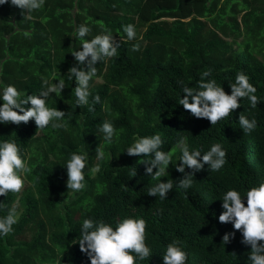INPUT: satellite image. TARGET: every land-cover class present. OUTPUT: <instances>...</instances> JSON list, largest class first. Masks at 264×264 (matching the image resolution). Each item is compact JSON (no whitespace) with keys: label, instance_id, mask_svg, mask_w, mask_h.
Returning a JSON list of instances; mask_svg holds the SVG:
<instances>
[{"label":"trees","instance_id":"trees-1","mask_svg":"<svg viewBox=\"0 0 264 264\" xmlns=\"http://www.w3.org/2000/svg\"><path fill=\"white\" fill-rule=\"evenodd\" d=\"M82 24L91 28L85 39L108 30L120 47L117 57L97 63L93 77L102 82L91 85V78L88 105L79 107L76 81L68 78V69L78 66L71 52L81 48L75 33ZM127 24L136 28L132 41L123 31ZM133 44H139V51L131 50ZM208 70L205 80H215L226 94L236 74L245 73L257 89V107L243 98L231 115L213 126L191 115L179 104L182 86L197 88ZM41 78L65 83L61 95L53 93L46 100L49 108L65 112L59 121L68 129L51 151L57 150L64 164L72 153L83 154L84 146L90 151L86 165L97 159V150L104 156L97 159L93 177L84 170L88 188L76 192L64 209L58 204L61 190L67 192L57 182L64 177L62 169L45 160L30 167L27 176L37 195L30 190L22 195L24 212L10 234L0 235V264H37V259L90 264L76 243L83 221H104L115 228L128 217L146 221L145 244L152 251L150 258L137 259L136 264H163V253L172 242L187 252L186 264H250V245L218 216L226 191H238L246 206V192L264 182V0H45L39 10L25 14L10 2L0 5V94L13 85L21 98L38 96ZM97 95L100 101L94 103ZM239 115L256 120L250 134L240 129ZM106 120L116 130L111 144L102 143L99 136ZM38 130L34 120L18 126L0 123V144L15 142L25 162ZM153 135L161 137V150L172 157L167 174L160 177L161 182L173 180L163 200L147 195L160 181L145 175L146 165L140 162L153 157L126 152L138 139ZM182 141L189 151L201 154L219 143L227 153L225 165L215 172L205 165L193 174L190 188L178 187L184 176L176 171ZM133 169L136 176L130 177ZM191 171L185 167V173ZM16 197L11 192L0 196V219ZM41 212L55 229L48 231L37 221L40 227L32 242L16 243L14 236ZM225 233H234L227 244L222 242ZM47 240L54 245L50 253L41 250Z\"/></svg>","mask_w":264,"mask_h":264},{"label":"clouds","instance_id":"clouds-1","mask_svg":"<svg viewBox=\"0 0 264 264\" xmlns=\"http://www.w3.org/2000/svg\"><path fill=\"white\" fill-rule=\"evenodd\" d=\"M22 10V14L39 10L45 0H0V5L9 3ZM123 31L127 41L136 39L135 25L127 24ZM91 32L87 25H80L76 30V37L82 41L80 50L71 52L78 66L68 69L69 79H75L76 105H88L90 96L89 83L96 74L97 63L106 58L117 57V49L120 42L117 41L110 31L106 34L95 35L85 39ZM133 52L139 51V44H133ZM211 70L201 74L198 87L182 86L183 97L179 104L196 118H206L211 126L221 119L231 115L237 109L239 101L247 98L251 108H256L259 98L254 95L256 87L249 82V77L238 72L235 82L229 84L231 93L226 94L223 88L217 85L215 80H205ZM42 79V90L38 96L27 95L21 98L20 92L13 85H7L0 94V123L20 125L34 120L36 128L44 129L50 122L54 128L62 127L55 121L62 120L65 112L57 108L46 107L47 98L55 93L61 95L65 87L63 80L58 83H49ZM100 97H94V103H99ZM191 101V102H190ZM26 105H30L25 107ZM90 110H93L90 108ZM238 123L244 134H250L257 126L256 120H249L244 115H239ZM99 132L103 139L111 144L116 130L109 121H104ZM164 141L159 135L146 136L138 139L132 146L126 149L129 156H152L151 160H143L140 163L146 165L145 175L152 176L160 182L150 187L147 191L149 196H159L161 200L167 198L169 191L173 189V180L161 182L160 177L167 174L166 168L172 162L171 153L162 151ZM182 155L180 163L176 165V171L184 173L179 179L178 187L188 189L193 182V174L208 166L210 171L220 170L226 163V151L219 143L213 144L203 154L199 150L189 151L185 142L179 145ZM19 148L15 142L5 141L0 144V196H6L9 192L19 193L24 186V180L19 172H29L19 154ZM104 153L97 150V159H103ZM87 153H72L70 159L64 165L67 168V190L78 192L86 186L84 170L86 168ZM185 167L191 172L185 173ZM156 169L153 172V169ZM130 177L136 176V169L130 172ZM241 194L236 190H228L222 197L223 211L219 214L220 223H231L235 230L242 233V243L250 245L248 255L250 264H264V182L258 187H252L246 192L247 205L242 203ZM18 222L16 209L9 211L8 215L0 219V235L7 236L13 231V225ZM146 221L131 217L118 221L115 228L104 221L85 219L81 226L79 250L86 254L90 264H136V260H145L152 255L151 249L145 244ZM234 233H225L222 237L223 244L230 242ZM135 254V255H133ZM187 252L182 250L176 242L169 243L163 253V264H186Z\"/></svg>","mask_w":264,"mask_h":264},{"label":"rangeland","instance_id":"rangeland-1","mask_svg":"<svg viewBox=\"0 0 264 264\" xmlns=\"http://www.w3.org/2000/svg\"><path fill=\"white\" fill-rule=\"evenodd\" d=\"M101 82H102V78L93 77L91 85H95V84H98ZM46 107L49 108V105H47ZM55 123L61 124L60 121H55ZM66 132H68L67 127L62 125V127L54 128L51 126V122L44 129L39 128L34 143L32 144L31 148H29L25 152L27 159L24 162L26 167L29 169L31 166L35 165L36 163H38L42 160H45L46 163L53 162L60 169H62V172L64 173V177L61 180H60V178H58L57 182L60 185L64 186L65 187L64 189L67 192H63L64 190H61L60 195L58 196V204H59V207L61 209H64V205L67 202H69V200H71V198L74 197L76 192H73L71 190H67V186H66L67 168H66V165H64L63 158H61V156L59 155L57 150L51 151V145H53V144L60 145L63 134H66ZM99 136H100L101 142L102 143L105 142L103 139V134L100 133ZM81 148L86 153H88V154L90 153V151L87 147L84 146ZM97 169H98V163H97V159H95L91 166L86 165L85 173H88V174H90V176L93 177L95 175V172L97 171ZM168 169H169V165L166 168V171ZM20 173H21V178L24 180V186L21 189V191L19 193H17L16 200L12 205V209L13 208L16 209V216L18 217V219L21 216V214L24 212V202L22 200V195L27 190L32 191L35 194V196L37 195L35 193L34 186L32 185L31 181L29 180V178L27 176V172H20ZM85 182H86V188H88V186H89L88 182L87 181H85ZM88 201H89V199L83 200L81 203L82 206L86 205V203ZM81 204H79V205H81ZM37 221H39V222L41 221L45 225V227L48 231H50L52 228L55 229V226L51 223V220L48 219L41 212L40 215L33 222H30L22 231H20L19 233H17L14 236V241L16 243H21V242L31 243L33 238L37 235V231L39 230V227H40L39 224L37 223ZM51 249L52 250L54 249V245L52 243H48V240H47L41 250L44 253H48V252L50 253ZM39 256L40 255H37L36 258H39ZM37 260H38L37 264H55L49 260H46V261H41L39 259H37Z\"/></svg>","mask_w":264,"mask_h":264}]
</instances>
